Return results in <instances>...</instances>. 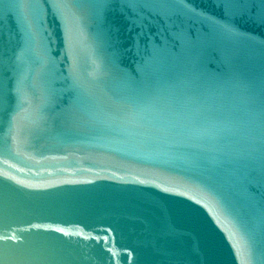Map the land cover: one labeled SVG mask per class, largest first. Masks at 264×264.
Returning a JSON list of instances; mask_svg holds the SVG:
<instances>
[{"label":"water","instance_id":"water-1","mask_svg":"<svg viewBox=\"0 0 264 264\" xmlns=\"http://www.w3.org/2000/svg\"><path fill=\"white\" fill-rule=\"evenodd\" d=\"M0 264H264V0H0Z\"/></svg>","mask_w":264,"mask_h":264}]
</instances>
